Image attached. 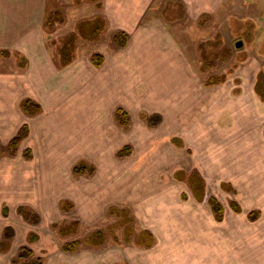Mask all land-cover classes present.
Instances as JSON below:
<instances>
[{
	"label": "rangeland",
	"instance_id": "rangeland-1",
	"mask_svg": "<svg viewBox=\"0 0 264 264\" xmlns=\"http://www.w3.org/2000/svg\"><path fill=\"white\" fill-rule=\"evenodd\" d=\"M60 1L61 14L45 27L59 70L52 83H64L66 67L82 58L98 72L120 48L100 19L91 25L95 41L71 46L68 16L80 5L73 1L96 11L100 0ZM181 1L156 0L152 11L168 22L179 19L169 24L190 63L185 78L216 86L219 98L245 91L263 99L256 91L257 84L264 86V0H190L203 6L186 10ZM94 55L102 57L99 66ZM1 58L0 73L12 72L13 61ZM92 86L64 97L74 107L85 106L89 93L98 94ZM91 105L76 115L88 119L73 120L66 129L37 123L32 131L45 113L25 97L23 124L0 131V190L7 195L0 264H264V201L243 197L241 180L230 182L233 152L210 150L190 131H163L160 113ZM118 108L125 115L117 119ZM24 125L28 137L12 154L9 143ZM259 194L264 197V190ZM68 245L73 249L65 250Z\"/></svg>",
	"mask_w": 264,
	"mask_h": 264
},
{
	"label": "crops",
	"instance_id": "crops-1",
	"mask_svg": "<svg viewBox=\"0 0 264 264\" xmlns=\"http://www.w3.org/2000/svg\"><path fill=\"white\" fill-rule=\"evenodd\" d=\"M189 1H181L185 10L203 6L193 7ZM73 2L80 5L68 16L72 28L69 26L66 40L71 46L73 42L90 45L91 39L95 41L91 35L97 30L94 27L91 32V25L99 19L101 24L105 21V29L114 37L123 35L125 43L106 58L98 72L82 58L66 67L69 78L64 83L62 78L52 83L51 78L59 70L50 58L45 27L48 18L61 14L62 1L0 0V58L14 63L12 72L0 73V131H16L23 124L20 103L25 97L33 98L45 113L44 120L40 117L41 121L31 124L32 131H37V123L40 127L55 123V127L66 129L73 120L88 119L84 114L76 119V115L88 112L91 104L110 111L124 106L130 114L160 113L163 131H190L210 150L219 154L233 152L234 162L227 163L233 172L228 174L233 176L231 180L235 179L230 182L241 180L243 197L264 201L259 194L264 190V96L259 99L243 91L238 97L219 98L216 86L185 78V68L190 63L179 44V33L172 31L169 24L179 19L173 17L168 22L161 12L155 16L152 8L156 0H100L96 11L82 1ZM91 81L98 94L90 98L89 93L85 106L74 107L65 99L64 93L72 95ZM60 83L63 90L58 87ZM65 84L71 89L68 92ZM184 142L190 144L191 140L186 138ZM6 197L1 189L0 217H4Z\"/></svg>",
	"mask_w": 264,
	"mask_h": 264
},
{
	"label": "trees",
	"instance_id": "trees-1",
	"mask_svg": "<svg viewBox=\"0 0 264 264\" xmlns=\"http://www.w3.org/2000/svg\"><path fill=\"white\" fill-rule=\"evenodd\" d=\"M114 39L117 40V42L119 43L120 46H122L125 43V42H123L124 36L121 35V34L115 35ZM119 40L121 42H119ZM92 60L94 61V64L96 66H99V64L101 63L102 57H100L99 55H94L93 58H92ZM256 92L260 96H263L264 95V86L262 85V83L259 84V85L257 84V91ZM25 105H26V103L25 104L24 103L22 104L23 109H25V107H24ZM37 109L39 110L38 107H37ZM124 115H125V113L123 112V110H121L120 108L116 109L115 116H116L117 119L120 116H124ZM119 121H120V123H124V120L119 119ZM27 137H28V128L24 125V126H22L19 129V131L17 132V134L14 136V138L9 143L8 149L11 151L12 154L16 151V149H17L18 145L21 143V141H23ZM209 201L211 202V205L213 206L215 212L221 214V207H219V205L217 204V202L214 199H211ZM233 209L236 210V211H239V209H237V206L234 205V204H233ZM217 218H218V220H220L221 216H219ZM72 247H73L72 245H68L64 249L70 251V250L73 249Z\"/></svg>",
	"mask_w": 264,
	"mask_h": 264
},
{
	"label": "water",
	"instance_id": "water-1",
	"mask_svg": "<svg viewBox=\"0 0 264 264\" xmlns=\"http://www.w3.org/2000/svg\"><path fill=\"white\" fill-rule=\"evenodd\" d=\"M240 45H241V43H237V44H236L237 47L240 46Z\"/></svg>",
	"mask_w": 264,
	"mask_h": 264
}]
</instances>
